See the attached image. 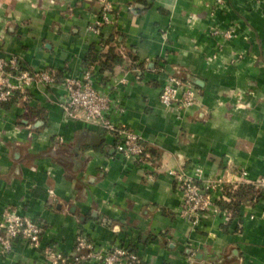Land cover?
I'll return each instance as SVG.
<instances>
[{
    "label": "crops",
    "instance_id": "crops-1",
    "mask_svg": "<svg viewBox=\"0 0 264 264\" xmlns=\"http://www.w3.org/2000/svg\"><path fill=\"white\" fill-rule=\"evenodd\" d=\"M106 1L116 22L94 34ZM229 28L232 40L213 35ZM115 41L127 60L92 65L94 82L111 99L108 117L142 136L152 165L122 161L102 127L65 117L62 88L36 84L0 105V225L12 208L43 223V248L69 255L85 232L99 247L129 248L141 264H264V199L244 203L240 217L192 226L168 173L264 179V2L0 0V59L27 70L81 78L91 48ZM177 71L201 82L202 105L181 118L160 103ZM42 263L23 241L0 255V264Z\"/></svg>",
    "mask_w": 264,
    "mask_h": 264
},
{
    "label": "built area",
    "instance_id": "built-area-1",
    "mask_svg": "<svg viewBox=\"0 0 264 264\" xmlns=\"http://www.w3.org/2000/svg\"><path fill=\"white\" fill-rule=\"evenodd\" d=\"M217 4L224 6L225 0H217ZM115 22L114 8L106 1L98 21L90 31L99 34L101 27L114 25ZM213 35L229 41L234 38V29L214 30ZM187 77L170 75L160 94L162 107L176 111L180 118L183 111L202 105L197 81L186 79ZM36 84L62 88L64 93L61 106L65 117L106 130L115 138V149L122 161L133 162L139 167L152 165L142 136L127 127L117 125L108 117L111 99L96 86L91 68L87 69L81 78H65L60 82L50 70H27L16 57L0 59V105L10 102L17 93L29 92ZM168 173L181 194L182 203L178 213L192 226H197L202 218L208 215L230 220V213L224 211L219 202H231V198L226 195V188L232 186L236 189L247 177V173L243 171L240 182L233 183L225 177L206 178L201 168H194L191 172L184 169L171 170ZM248 185L264 190V179ZM44 231L43 223L7 208L0 225V255L10 253L17 241H23L39 252L43 257L42 264H140L137 254L129 248L121 245L99 247L85 232L78 234L75 250L70 255L55 248H43Z\"/></svg>",
    "mask_w": 264,
    "mask_h": 264
},
{
    "label": "trees",
    "instance_id": "trees-1",
    "mask_svg": "<svg viewBox=\"0 0 264 264\" xmlns=\"http://www.w3.org/2000/svg\"><path fill=\"white\" fill-rule=\"evenodd\" d=\"M115 42L117 46L109 47L108 48L109 50L107 51L104 49V46L102 47H97V45L93 46L85 62V68L89 69L91 68L92 65H99L100 68L102 69L113 70L115 66L121 65L122 63H124L127 60V57H124L123 55L118 54L116 52V49L118 48V45L120 44H119V41H115ZM104 44L106 45L105 42ZM130 60L131 62H133V66L135 67L142 66L140 64L137 65L135 58H131ZM173 75L177 77L185 76L183 72L182 73L175 72L173 73ZM58 76L59 75H56V78H58L60 82L64 80V79H61L60 76L59 77ZM186 79L193 80L194 82L196 81V79L191 76L187 77ZM18 94L19 93H17L14 96L13 100L16 97H18ZM13 100L3 105L11 104ZM147 154H148V151H147ZM226 195L231 198V202L228 203V202L221 200L219 202V205L224 211L230 213V220H231V219H234V217L241 216V206L244 203H247L249 201L264 199V190L256 188V186H253V185H240L236 189H233L232 186H228L226 188Z\"/></svg>",
    "mask_w": 264,
    "mask_h": 264
},
{
    "label": "water",
    "instance_id": "water-1",
    "mask_svg": "<svg viewBox=\"0 0 264 264\" xmlns=\"http://www.w3.org/2000/svg\"><path fill=\"white\" fill-rule=\"evenodd\" d=\"M200 83H201L200 81L197 82V84H200Z\"/></svg>",
    "mask_w": 264,
    "mask_h": 264
}]
</instances>
